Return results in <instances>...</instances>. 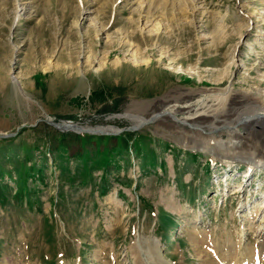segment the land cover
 Instances as JSON below:
<instances>
[{
  "label": "rangeland",
  "instance_id": "obj_1",
  "mask_svg": "<svg viewBox=\"0 0 264 264\" xmlns=\"http://www.w3.org/2000/svg\"><path fill=\"white\" fill-rule=\"evenodd\" d=\"M230 86L264 92V0H0V264H264V167L227 155L264 132L160 117Z\"/></svg>",
  "mask_w": 264,
  "mask_h": 264
},
{
  "label": "bare ground",
  "instance_id": "obj_2",
  "mask_svg": "<svg viewBox=\"0 0 264 264\" xmlns=\"http://www.w3.org/2000/svg\"><path fill=\"white\" fill-rule=\"evenodd\" d=\"M191 92L193 93L197 92L199 94L198 99L194 101V104L192 103L193 101L188 104L185 103L183 105L181 104L182 106L173 104L168 110H166L165 114H160V117L165 116L166 117L165 121L167 119L168 120L170 119L172 121V124L175 126L176 124H187L190 130L188 129H181V130L186 131L189 134L195 136L196 134H198L200 138L201 136L203 138L202 134L207 135L209 138L214 140V144H215L214 147H222L225 144L227 145V142L232 143V141L235 140L234 139L235 136H239V135L241 136V134L244 135L249 130L253 132L257 127L261 129V132H264V92H249V91L240 92L238 90H235L231 86L224 90H218V89L212 91L195 90ZM191 92H188L187 94ZM243 104L249 106V109H247L243 114H241L238 120L237 121L235 120V122H233L231 125L225 123L220 127L216 126L217 128L212 129L210 132H208L205 126L202 125V122L204 120H210L211 122L219 123L222 117L225 118V116L230 115L231 113L234 112L236 106ZM178 109H185L186 112L188 113V117L178 118V116L176 115V111ZM147 119L145 118L140 119L138 123H136L137 125L134 126H138V125L141 126L148 123ZM163 122L161 123L163 124ZM207 129L209 128L207 127ZM196 130H198V132ZM214 132H218V135H215ZM222 134H225V136L228 138L227 141L223 140L224 138L222 137ZM247 146L248 148L250 147V149L256 150V152L260 154L258 156L252 155L250 153L248 154L247 152L245 154V151L243 149H240L239 152L237 151L238 154L237 153L232 154V156L230 154L227 155L229 156V158L243 159L249 163L248 169L251 168L249 175L247 177L249 179L253 174L251 173V170L253 168L261 169L262 167H264V142L259 143L257 145L255 144L254 145L255 147L250 146V144ZM212 148L213 147H211V149ZM259 206H264V205L260 204ZM254 208L256 214L262 212V210L264 209V207L263 208L254 207ZM261 223L264 224V221H262ZM243 232L244 235H242V237L245 235L248 236V231L247 232L242 231V233ZM249 234L251 233L249 232ZM254 236L256 238H259V241L264 244V225L262 228L258 229L254 233ZM243 254L245 256V260L242 262V264H250V262L247 260L248 257L246 258V256H249L248 255L249 253L245 252ZM262 254L264 255V250L261 247V249H259V253L255 254V256L256 258L258 256L261 257Z\"/></svg>",
  "mask_w": 264,
  "mask_h": 264
},
{
  "label": "water",
  "instance_id": "obj_3",
  "mask_svg": "<svg viewBox=\"0 0 264 264\" xmlns=\"http://www.w3.org/2000/svg\"><path fill=\"white\" fill-rule=\"evenodd\" d=\"M46 122H49L50 124H52L53 126H55L56 128H60L61 130H74L76 132H91V133H97V134H117L119 131H121L120 129H112L111 127H96V128H90V127H83L77 124H73L70 122H54L52 120H48L45 119ZM34 125V124H33ZM31 126V125H30ZM143 126V125H141ZM141 126H134L131 125L129 127H127L128 130H134L137 129ZM14 133H5V134H0V137H7V136H11Z\"/></svg>",
  "mask_w": 264,
  "mask_h": 264
},
{
  "label": "trees",
  "instance_id": "obj_4",
  "mask_svg": "<svg viewBox=\"0 0 264 264\" xmlns=\"http://www.w3.org/2000/svg\"><path fill=\"white\" fill-rule=\"evenodd\" d=\"M121 138L123 139V141L125 142V143H127V141L128 140H126V138L124 137V136H122L121 135ZM76 142H77V145H78V147L75 149H72V141L70 142H68V141H62L61 143L63 144V145H65V147H66V149H68L69 150V152L72 154V155H76V154H80L81 152H83L84 151V149H82V147L80 146V143L79 142H81V140H79V139H76L75 140ZM79 143V144H78Z\"/></svg>",
  "mask_w": 264,
  "mask_h": 264
}]
</instances>
